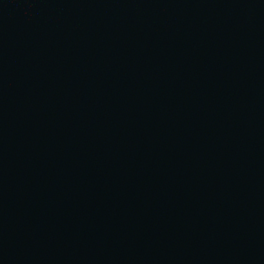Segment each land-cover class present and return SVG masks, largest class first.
<instances>
[{"label": "water", "instance_id": "water-1", "mask_svg": "<svg viewBox=\"0 0 264 264\" xmlns=\"http://www.w3.org/2000/svg\"><path fill=\"white\" fill-rule=\"evenodd\" d=\"M0 264H264V0H0Z\"/></svg>", "mask_w": 264, "mask_h": 264}]
</instances>
